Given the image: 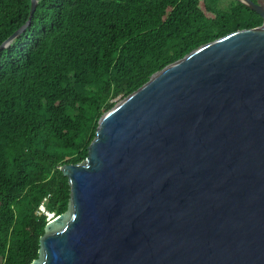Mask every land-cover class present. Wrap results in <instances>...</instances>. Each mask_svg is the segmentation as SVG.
<instances>
[{
	"label": "water",
	"instance_id": "obj_1",
	"mask_svg": "<svg viewBox=\"0 0 264 264\" xmlns=\"http://www.w3.org/2000/svg\"><path fill=\"white\" fill-rule=\"evenodd\" d=\"M61 168L69 206L31 264H264V21L156 71Z\"/></svg>",
	"mask_w": 264,
	"mask_h": 264
},
{
	"label": "trees",
	"instance_id": "obj_2",
	"mask_svg": "<svg viewBox=\"0 0 264 264\" xmlns=\"http://www.w3.org/2000/svg\"><path fill=\"white\" fill-rule=\"evenodd\" d=\"M38 0L0 50V264H31L101 116L158 70L264 17L241 0ZM32 0H0V45Z\"/></svg>",
	"mask_w": 264,
	"mask_h": 264
},
{
	"label": "built area",
	"instance_id": "obj_3",
	"mask_svg": "<svg viewBox=\"0 0 264 264\" xmlns=\"http://www.w3.org/2000/svg\"><path fill=\"white\" fill-rule=\"evenodd\" d=\"M41 210L45 211V212L48 214V218H49V219H51V218L55 215L54 212H49V211H47V210H46V207H45L44 204L41 205Z\"/></svg>",
	"mask_w": 264,
	"mask_h": 264
},
{
	"label": "rangeland",
	"instance_id": "obj_4",
	"mask_svg": "<svg viewBox=\"0 0 264 264\" xmlns=\"http://www.w3.org/2000/svg\"><path fill=\"white\" fill-rule=\"evenodd\" d=\"M231 0H222V7L227 8L230 6Z\"/></svg>",
	"mask_w": 264,
	"mask_h": 264
}]
</instances>
